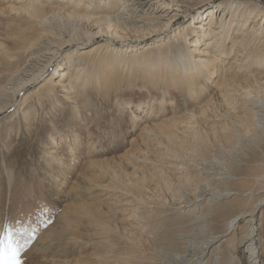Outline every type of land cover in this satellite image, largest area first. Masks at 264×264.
Masks as SVG:
<instances>
[{
    "label": "rangeland",
    "instance_id": "obj_1",
    "mask_svg": "<svg viewBox=\"0 0 264 264\" xmlns=\"http://www.w3.org/2000/svg\"><path fill=\"white\" fill-rule=\"evenodd\" d=\"M92 1V7L99 4V0ZM228 1L178 0L179 7L174 8L181 11L180 16L167 29L111 30L116 34L112 36L117 41L114 45L122 52L109 54L112 59L108 60L115 62V56L125 52L127 63L134 58L138 62L109 71L104 58L101 62L87 60L85 67L92 83L83 94L71 90L68 100L61 97L65 93L58 86L46 91L45 83L49 78L67 82L59 75L69 70L68 62L75 51L92 46L102 49L109 38L100 33L87 44L67 45L41 78L29 83L15 98L13 108L0 114V236L7 223L13 246L22 249V264H97L95 257L108 250L120 257L134 252L141 264H172L180 262L179 256L188 253L186 249L201 237L223 234L224 223L234 209L231 206L239 198L219 205L209 203L212 207L205 209L206 204L198 206L192 199L207 185L222 190L249 189L251 178L264 170V133L243 132L244 122L252 123L251 105L264 104V71L253 69L252 79L247 73L225 75L224 68L237 53L227 59L218 56L205 71L206 78L201 82L196 79L195 88L187 94L184 87L177 86L183 77L175 69L162 67L152 76L138 67L141 61L137 53L143 48L149 53L140 55L165 53L168 48L162 44L170 35L185 29L190 21L210 20L206 11ZM241 1H251L264 11V0ZM68 3L64 4L75 6L78 1ZM64 4L54 0L53 7L62 8ZM17 7L13 0H0V49L9 47L18 56L0 62L3 85L2 78L13 74L25 60L16 45L22 33L38 41L40 35L52 36L50 27L59 25L70 30L69 25L78 26L74 20L63 25H33L26 14L14 9ZM258 24L264 28L259 18L249 20L246 28ZM189 37V41L194 40V36ZM258 41L264 42V36ZM108 78L114 81L108 84ZM223 80L238 86L234 113L216 95ZM10 99L5 97L3 102ZM202 110L205 115L196 120V130L206 140L196 148L188 123L190 116L202 114ZM168 136L174 138L171 150ZM179 141L185 142L180 150ZM225 170L246 178L245 182L238 186L233 184L241 178L219 179V172ZM167 182L171 189L166 187ZM201 209L208 212L202 217L207 222L200 223L205 225L188 227L184 218L199 217ZM260 222L259 258L264 264V218ZM243 232L239 223L234 238L232 234L222 237L227 242L208 264H252L241 242ZM33 234L34 239H30Z\"/></svg>",
    "mask_w": 264,
    "mask_h": 264
},
{
    "label": "bare ground",
    "instance_id": "obj_2",
    "mask_svg": "<svg viewBox=\"0 0 264 264\" xmlns=\"http://www.w3.org/2000/svg\"><path fill=\"white\" fill-rule=\"evenodd\" d=\"M60 1L62 4L69 2V5L74 0H59V2ZM76 1H78V3H76L75 6L73 4L70 6L64 4L61 8L55 7V5L53 7L54 0H13V2L19 6L14 9L26 14L33 25L36 24L37 26L46 27L48 26L47 24L51 25L58 22L63 25V23L66 24V22L72 23L76 21L78 26L71 24L69 25L70 30L59 25H57L58 27H50L49 32L52 36L46 38V34V36L40 35L41 37L38 41L22 33L18 39L19 43L16 45L17 48L22 51L25 60L21 67L17 68L13 74L6 76L4 79L2 78L4 85L0 82V114L11 107L13 108L16 102L15 98L22 93L29 83L41 78L49 68V65H51L53 59H55L67 45L87 44L100 33L107 34L106 37L109 38L105 42L107 46H102V49H100L101 46H92L88 49L75 51L68 62L69 70L64 73L60 72L61 74L59 75L61 79H65L67 82L60 83L49 78L47 83H45L44 88L46 91L48 90L51 92L53 87L58 86V88H61L65 93L61 97L68 100L69 97L67 94L71 93V90H74L76 95H80L85 92L89 83H92L88 80L89 71L87 67H85L87 60L96 58V60H100L101 62V58H104L105 66L109 71L111 69L115 71L117 67H122L124 65L128 66L130 63L131 65H135L138 62V59L134 58L130 60L131 62L127 63L128 58H126L125 52L115 56L117 57V59L114 58L116 59L114 60L115 62H110L111 60H108L115 55L114 52L120 50L122 52L121 48L118 47L119 49H117L114 45L117 41L113 39L112 36L116 37V34L112 35L111 30L124 29V27H130L137 31L157 30L158 28L167 29L181 13L179 9L174 8L179 7L177 6L178 0H170L169 3H166V0H99V4L95 7H92V0H88L87 3H83L84 1L81 0ZM81 11L90 12V14L78 15ZM206 12L207 15H211L210 20L199 23L190 21L186 24L185 29L170 35L162 44L164 47L168 48L165 53L158 51L155 55H140V53H149L147 48H143V52H138L137 55L140 56L139 61H141L138 67L142 68L143 71L152 73V76L155 73L158 74V69L162 67L170 71H174L175 69L177 75L183 77V79L178 82L177 86L184 87L183 91L185 89L187 94L191 93L195 88L193 83L196 79H200L199 82H201L206 78L205 71L209 70L212 62L218 61V56L227 59L231 55L237 53L236 57L232 58L229 61V65L224 68L223 72L225 75H234L236 73L244 75L247 73L248 78L252 79L253 69H263L264 71V42L260 44V41H258L264 36V28L261 24L257 26L254 25L250 30L246 28L249 20L252 21V19L255 18H259L260 21L263 20L264 23V11L258 8V6H255L251 1L229 0L225 5H218ZM241 31H247V34ZM189 36H194V40L189 41ZM202 46L204 47L203 49H201ZM104 49V55L101 56L100 54H102ZM13 50L14 49L9 47L1 48L0 62H8L16 59L18 56ZM109 54L112 56H109ZM111 81L113 82L114 79L112 78L111 80L108 78L105 80L108 84L111 83ZM236 87L238 86L231 85V82L223 80L220 87L216 90V95L220 98L219 101L224 103L229 112L233 113L236 112L237 108V99L234 97ZM5 97L8 99L10 97L11 99L3 102ZM251 106L253 107L250 108L249 114L252 123L248 122L247 125L244 122L243 132H245V134H250V131L254 130L264 133V104L260 102L258 105L253 104ZM252 108H255V111H253ZM203 114L204 110H202V114L190 116L191 119L189 118L188 131L191 133L190 135L195 146H197L196 148L202 147L204 145V140H206L202 133L196 130V120L198 121L201 119ZM24 119L26 118L24 117ZM145 129V132L148 133L149 127L146 126ZM167 138L169 150H171L174 138L172 136H168ZM184 145V141H179L178 146L180 148L178 149L180 150ZM59 160L62 161L63 158L60 157ZM227 170L219 172L221 175L219 179L233 181L241 178L238 183L235 182L233 184H238V186L245 182L244 180L246 178L240 175L235 177V175L230 174ZM206 174H209V172ZM210 174L215 173L210 172ZM185 181L187 183L190 182L189 177H187ZM166 187L171 189L168 182ZM234 197L239 198V200L238 203L232 204L231 206L234 207V209L232 215L224 223L223 234L216 237H201L200 242L192 243L194 245L186 249L188 253L185 252V255L179 256V258H181L180 262H173L172 264H196L201 261H204V264H208V262H212L216 253L220 250L222 245L227 242V240H221V238L230 234H232L233 237L235 227L239 225V223H242L244 230L241 242L246 247L245 250L249 253L250 262L252 264H261L259 258V243L260 221L264 218V170L251 178V187L249 189L232 190L230 188H224L222 190L217 187L210 188L207 185L203 186V188L198 191L197 197L193 198L192 202H196L198 206L202 205V203L206 204V206H204L205 209V207H212L207 205L209 203L210 205H219L218 203H224V201L228 199L232 201L231 198ZM204 209H201V217H194L192 219L186 217L191 220L185 218L182 220L184 222L188 221L186 223L188 227L192 228L193 226V228H202L207 222L206 219L202 220V217L208 214ZM202 222H205L203 223L204 225H200ZM233 238L231 241H234ZM110 253H112V255ZM133 253H123V256L120 257V255L117 256L118 254L115 252L108 250L95 258L98 259L97 264H141V260H137L138 256ZM152 264L159 263L153 261ZM167 264L171 263L167 262Z\"/></svg>",
    "mask_w": 264,
    "mask_h": 264
},
{
    "label": "snow or ice",
    "instance_id": "obj_3",
    "mask_svg": "<svg viewBox=\"0 0 264 264\" xmlns=\"http://www.w3.org/2000/svg\"><path fill=\"white\" fill-rule=\"evenodd\" d=\"M3 229L4 235L0 236V264H22L20 260L22 249L13 246L12 232L7 223L3 224ZM30 239H34V234Z\"/></svg>",
    "mask_w": 264,
    "mask_h": 264
}]
</instances>
